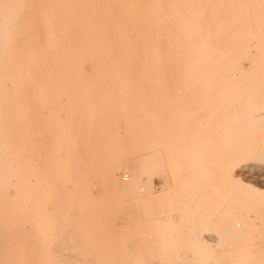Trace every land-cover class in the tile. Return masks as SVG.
Wrapping results in <instances>:
<instances>
[{
  "label": "bare ground",
  "instance_id": "6f19581e",
  "mask_svg": "<svg viewBox=\"0 0 264 264\" xmlns=\"http://www.w3.org/2000/svg\"><path fill=\"white\" fill-rule=\"evenodd\" d=\"M24 2L0 0V264H59L61 259L56 255L59 227L62 222L68 224V218L76 213L75 197L91 195L88 189L83 192L80 188V195H71L63 210L61 190L65 191L64 187L71 180L70 186L75 190L92 186L87 174L82 184V181L76 184V180L64 174V168L83 153L88 156L90 151H99L96 159L101 165L99 186L126 189L136 202L147 201L159 209L162 237L168 228L171 232H182L184 238L196 246L209 248L221 238L220 235L204 236L209 224L215 222L230 240L247 238L255 225L248 212L249 205L231 197L239 191L240 198L249 196L256 201L260 200L262 192L240 184L234 171L250 152L256 151L260 142L238 140V152L226 153L227 156L219 157L218 161L214 158L215 146V151L203 156L197 153L213 141L208 138L212 134H201L190 146L189 134L181 132L180 136L184 135L185 139L178 141L183 145L170 150L161 148L160 142L167 141L172 133L163 129L162 118L158 119L161 126L154 124L156 109L163 104L156 94L166 87V79L175 74L181 75L183 87L194 86L199 79L200 98L205 102L207 99L216 101L206 104V111L210 106L230 110L238 94L232 90L248 84L243 76L246 72L236 66L234 60L223 57L251 55L250 51L226 52L227 43L219 50L217 44L208 41L222 20L215 17L217 4L212 0H90L89 4H83L82 11L75 10L74 4L73 10L62 12L61 15L71 18L59 19L56 26L49 19L43 27L26 29L23 28L25 13L19 9ZM260 4L254 10L259 9ZM242 10L245 9L230 10V15L235 17L227 21L234 25L228 29L230 35L251 33L255 39L262 40L264 20L250 22L239 15ZM226 11L222 10V16ZM80 14L84 16L83 21L77 19ZM79 22L83 26L77 25ZM248 24L253 26L246 27ZM59 32L63 36L59 37ZM248 62L258 63L257 60ZM239 102L245 107L236 115L248 124L264 119V109L255 107L253 99L240 98ZM217 115H214L216 119ZM227 118H231V114L226 115ZM128 131L127 141L119 142L120 135L125 136ZM250 134L253 133H239L240 136ZM228 135L232 133L228 131ZM221 139L215 142L228 141ZM252 140L258 144L254 145ZM124 142L131 145L128 151L135 154L133 159L125 157L127 151L121 159L122 153L112 151ZM172 152L181 163L170 167L177 188L172 190L165 183L162 193L151 194L149 172H160L161 161ZM189 152L194 155L192 158ZM31 162L32 172L37 176L33 184ZM90 168L84 164L85 170ZM122 168L129 169L131 174L127 182L117 175ZM213 171L215 174L220 171L221 180L213 177L226 187L227 193L217 195L218 182L211 180ZM143 175L148 176L146 181L142 180ZM201 176L204 177L202 182ZM217 197L225 201L231 198V203L220 213L222 203ZM101 214L95 211L92 222L97 224ZM169 221L185 226L169 229L171 226H166ZM70 228L68 232H73ZM234 253L236 257L227 264L259 262L252 260L248 245L236 247ZM209 254L201 264L216 262Z\"/></svg>",
  "mask_w": 264,
  "mask_h": 264
},
{
  "label": "rangeland",
  "instance_id": "374dc122",
  "mask_svg": "<svg viewBox=\"0 0 264 264\" xmlns=\"http://www.w3.org/2000/svg\"><path fill=\"white\" fill-rule=\"evenodd\" d=\"M212 1L217 4L218 8V14L215 17L219 19L221 18L222 20L218 23V30L212 32L211 37H209L208 41L210 43L217 44L218 48L216 49L219 50L221 49V45L227 43L228 45H226L224 49L226 50V52H241L244 54L247 51H250L251 55L223 57L225 59L234 60L236 66H239L244 70V72H246L243 76L245 77L246 81H248V84H245L246 87H235L232 90L233 92H236L238 94L234 97V101L230 107V110H226L221 107L217 108V106H210V108H212H207L208 110L206 111V104H213L216 101L213 99H207V101L205 102L200 98L202 89H200L199 79L195 80L197 81V84H195L194 86L183 87L181 84V75L175 74L173 77L166 79L168 84L166 85V87L159 90L156 94V98H161V100H163V104L161 106L159 105L160 107L156 109V120L154 124L160 125L161 123L158 121V119L162 118L163 121L161 125L162 127L164 126L163 129H166V132L172 133L167 141L160 142L161 148L167 147L170 148V150H174L176 147H180L181 145H183V143H179L178 141L185 139L184 135H182V137L180 136L179 133L181 132L186 131L187 134H189L187 135L189 138L187 136L186 137L190 141V146L193 145L194 140L199 139L203 134L210 133L214 135L213 133H215L216 136L210 135L208 137L213 141L211 143L209 142V144L207 143L208 146L207 144H205L201 149H199L197 153H199L198 155L203 156L206 154V152L215 151L216 149V151L214 152V158L218 161H220L219 157H221L222 159L223 157L227 156V154L229 155L232 152H238V140L243 139L250 141L251 139H253L254 141L256 140L260 142L259 144L256 142L261 148L260 149L258 147L259 149L257 148V151L256 146H254L257 144H255V142H253L252 140V142L254 143L253 146L256 151L250 152L246 159L241 161V163L245 165L242 164L241 166L237 167L234 173L235 179L239 180L238 182L240 184H245L251 189L255 188L260 190L263 196L261 195L260 200L253 201L249 199V196L240 198L239 191H236V193L231 197L234 201H240L247 207L249 205L248 212L253 217L255 224L254 228L249 233L250 237L248 236L247 238L238 241H235L232 238L230 240L227 234L220 231L219 226L215 222L209 224L210 226L207 227L208 231L206 230V233L204 234V236L220 235V240L215 243L216 246L212 245V248L196 246L191 240L184 238L182 232H171L168 230V228L166 229L167 233L162 237L159 231L160 225H158L160 224L158 222L159 209L152 207V205L147 201L143 203L136 202L135 198L126 189L115 187L106 188V186H99L98 173L101 170V165L96 161L99 151H90V153L88 152V156L85 155V153H83L84 155L80 156L83 159L82 162L80 161L82 159L78 157L69 162L68 167H65L67 170L64 168V174H66L68 178L74 179V181L76 180V184H79L81 181L82 182L80 184H82L85 181V176L87 174V176L91 177L92 186H90L89 188L77 187V190H75L73 186H70L73 184V180H71L70 183L68 182V184L64 187L66 192L63 189L61 190L60 203L63 210V207H67V204L72 199L71 195H80V188L81 191H85L86 189H88L91 192V195L75 197L76 213L68 218V224L62 222L59 227L60 238L59 244L57 245L58 247L56 248V255L59 257V259H61L59 264H63V262H65L64 264H201L203 259L206 255H208L209 252L211 260H216L215 263L213 262L214 260L212 261L213 264H227L229 260L236 257V253H234L236 247L237 249H239L242 246L247 245L252 252V260L259 261L257 264H264V155H262L264 154V122H262L264 121V119L262 121H254L248 124L244 120V118L242 119V117L236 115L237 113H241L240 109L245 107L244 104H240V98L250 97L255 101V107L264 109V38L262 40H257L251 33L230 35L228 29L232 28L234 25L227 24V21L234 20L235 18L234 16L230 15V10L234 7L244 8L245 10L240 11L239 15L244 16L245 19L249 20L250 22L264 20V0ZM89 2L90 0H25V2L23 3L24 5L19 8L20 11L25 13L26 16V22L24 23L23 28L27 29L30 27H43L45 25L43 23L49 19L53 21L52 25L56 26L59 19L71 18L66 15H61L62 12L65 13L73 10L74 4L75 10L82 11L84 9L83 4H89ZM258 3H261V6L259 7V9L254 10L255 6ZM224 9L227 10V13L222 16L221 12ZM17 19L19 20V18ZM77 19L78 21H83L84 16L80 14ZM77 25L83 26L80 22ZM206 26L210 27L211 25ZM252 26V24L246 25V27ZM58 35L59 37H61L63 36V33L59 32ZM229 44H232V46ZM249 60H257L258 63H249ZM211 111L212 114L210 113ZM213 114H218L217 119ZM230 114L231 118L225 119L226 115L228 117ZM210 116H213L212 119ZM219 116L221 121L219 120ZM240 118L243 121L239 120ZM228 131L229 133H232V136L228 135ZM175 132H177L178 135H175ZM194 132H198L200 134H194ZM241 132H252L253 134L240 136L239 133ZM128 133L129 131L125 133V136L124 134L120 135L119 142L124 141V139H128L130 135ZM166 136L168 137V135ZM121 137L123 138V140ZM219 138H224L228 141L218 142L217 144V142H215V139L219 140ZM210 144L212 145V147L210 146ZM130 146L131 145L127 146V143H125L123 146L117 148L119 151L114 148H112V151H115V153L118 154L122 153V156H119L120 159L125 157L127 159H133L135 157V154H130L131 151H128L130 149ZM213 146H215L216 148L214 147L215 149H213ZM208 148H211L213 150H208ZM125 152L126 156L124 157ZM101 153L102 152H100V154ZM102 154L104 155V153ZM189 155L191 156V158L194 156L192 152H189ZM175 159L176 157L174 156V152H172L168 156L164 157L163 161H161L160 165L162 169L160 172H149V179L151 180V194L162 193L164 191L165 183L168 184L172 190H175L177 188L174 184L170 172L171 165H181L180 161L178 162V160L176 159V163ZM215 159L214 161H216ZM215 163L219 162L216 161ZM84 164H88L91 168L85 170ZM217 170L218 169H216V171ZM163 171L166 174L163 173ZM77 172L79 173V175L78 177H75L77 176ZM213 173L214 175L212 174L211 180H214L215 178L221 180L219 173V176H216L217 173L215 174L214 171ZM117 175L119 179L123 180L124 182H127V179L131 177L129 169L127 168H122ZM79 176H82V179H79ZM147 177V175H143L142 180L146 181ZM30 180L31 184L37 181V176H35L32 172V162L30 164ZM92 180L93 182L95 181V184L92 182ZM199 180L200 182H202L204 180V177L201 176ZM219 180L215 179L214 181L218 182ZM219 184L221 185L219 186ZM104 187L108 191H106ZM223 187L225 186L221 182H218L216 191L217 195L228 192L226 190V187ZM71 191L73 193H70ZM115 196H117L118 198H115ZM118 199L119 201H124L119 203ZM230 199H227V201H225L226 199H218L217 197V201L221 200L222 203L220 208L218 209V213L222 212L224 208L229 203H231ZM223 201H225L226 203ZM30 206L31 204L29 205V207ZM99 207L100 209H97ZM29 209L32 212V206ZM101 209L103 211H101ZM95 211L102 212L100 221H97V224L95 222H92L95 217ZM150 218L153 219V221ZM180 224L181 223H177L175 221H169L168 223H166V226H171L169 229H174L176 228V226H185L184 224ZM70 226L73 229V232L72 230L70 231L71 233L67 230L68 228H70ZM64 232L66 233L64 234ZM254 244L255 246H253ZM186 251L192 253L191 256H189V253H187ZM218 252L219 254H217ZM220 252H222V254ZM199 255L201 258H199Z\"/></svg>",
  "mask_w": 264,
  "mask_h": 264
}]
</instances>
